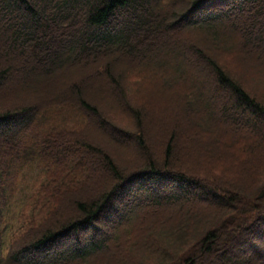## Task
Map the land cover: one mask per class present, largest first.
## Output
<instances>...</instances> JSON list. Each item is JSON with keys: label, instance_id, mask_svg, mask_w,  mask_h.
I'll use <instances>...</instances> for the list:
<instances>
[{"label": "trees", "instance_id": "obj_1", "mask_svg": "<svg viewBox=\"0 0 264 264\" xmlns=\"http://www.w3.org/2000/svg\"><path fill=\"white\" fill-rule=\"evenodd\" d=\"M150 262L264 264V0H0V264Z\"/></svg>", "mask_w": 264, "mask_h": 264}, {"label": "rangeland", "instance_id": "obj_2", "mask_svg": "<svg viewBox=\"0 0 264 264\" xmlns=\"http://www.w3.org/2000/svg\"><path fill=\"white\" fill-rule=\"evenodd\" d=\"M182 54L184 55L185 60H188V62L191 61L190 58H187V56H185L184 53H182ZM201 74L203 77V76H207V74H209V73H207V71L205 69H203V70H201ZM9 80H10V78H9ZM249 80L251 82H253L252 84H255V86H258V87L262 86L260 83L261 80L256 81L254 78H251V77H249ZM123 126H125V125H123ZM235 128H237V127H235ZM102 130L105 131L104 129H102ZM128 145L130 146L129 148H131V152L137 150L135 143L129 141ZM151 152H153L154 154L163 153V147L160 149L159 147H157L156 145L153 144V146H151ZM129 153H130V151H129ZM181 154H182V152H181ZM125 164H127V162ZM101 168H104V165L101 163H99L95 167V174H94L95 178H98L100 176V175L98 176L97 174H99ZM38 175H39V172H38L37 166L35 164L33 166L30 165L25 170V172L23 174H21V181L19 184H17L15 186L14 191L12 192V195L10 196V202L8 204V213H7L8 230L11 231L10 238H12L13 233L16 232V229L18 227L20 228V226L22 225L23 217H21V215H22L26 205L28 204L27 195L29 193H31L35 179L40 180L41 177L38 178ZM30 181H32V182L29 184L28 182H30ZM119 205L121 206L122 204H119ZM67 207L70 208L71 205L67 206ZM119 226H120V224L119 225L114 224L115 228L119 227ZM104 227L107 228L108 226H104ZM149 258H150V256L146 255L144 260H147V262H148ZM113 263H115V262H113ZM149 264H155V263L150 262Z\"/></svg>", "mask_w": 264, "mask_h": 264}]
</instances>
